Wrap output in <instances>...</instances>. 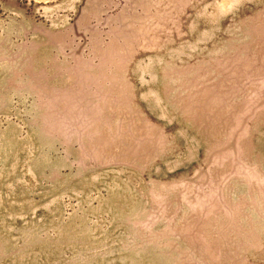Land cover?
Wrapping results in <instances>:
<instances>
[{
	"label": "rangeland",
	"instance_id": "obj_1",
	"mask_svg": "<svg viewBox=\"0 0 264 264\" xmlns=\"http://www.w3.org/2000/svg\"><path fill=\"white\" fill-rule=\"evenodd\" d=\"M0 264H264V0H0Z\"/></svg>",
	"mask_w": 264,
	"mask_h": 264
}]
</instances>
